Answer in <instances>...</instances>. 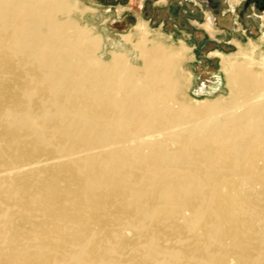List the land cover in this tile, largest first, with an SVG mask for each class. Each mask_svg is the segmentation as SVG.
I'll list each match as a JSON object with an SVG mask.
<instances>
[{"label":"bare ground","instance_id":"bare-ground-1","mask_svg":"<svg viewBox=\"0 0 264 264\" xmlns=\"http://www.w3.org/2000/svg\"><path fill=\"white\" fill-rule=\"evenodd\" d=\"M73 4L0 0V264H264V55L191 105L177 52L104 62Z\"/></svg>","mask_w":264,"mask_h":264},{"label":"rangeland","instance_id":"rangeland-1","mask_svg":"<svg viewBox=\"0 0 264 264\" xmlns=\"http://www.w3.org/2000/svg\"><path fill=\"white\" fill-rule=\"evenodd\" d=\"M150 1L72 0L75 12L70 17L77 19L98 39L101 49L97 56L100 59L109 62V51L123 52L134 66L141 65L136 48L142 40L139 30L142 26L149 33L150 41L180 55L178 67L186 83L182 100L191 105L228 98L225 60L259 61L264 55V0H247L254 8L244 21L236 19L235 15L214 19L211 13H207V19H197L194 0H185L182 6L170 4L173 0H160L156 5L158 18L153 16L151 20L148 13ZM202 1L206 12V4L212 0ZM162 15L164 17H159ZM128 36L130 42L123 39ZM241 54L243 57L239 56ZM5 101L10 103L8 98Z\"/></svg>","mask_w":264,"mask_h":264},{"label":"crops","instance_id":"crops-1","mask_svg":"<svg viewBox=\"0 0 264 264\" xmlns=\"http://www.w3.org/2000/svg\"><path fill=\"white\" fill-rule=\"evenodd\" d=\"M159 1L160 0H151L148 3L149 5L148 13H149L151 20L153 19V16L154 18H158L159 11L157 10L159 8L156 7V5L159 3ZM184 1L185 0H173V2H171L170 4H176L178 6H182ZM192 3L195 7L194 9H196L197 19L199 18L201 19V17L204 19H207L209 16L208 14L211 13L215 16L214 19H218L221 16H226V15H230V16L235 15L236 19L239 18L244 21V18L248 17L251 10L254 8L252 7L253 4L247 0H218L217 2L212 0L208 4H206L208 9L205 12V2L204 1L194 0L192 1ZM191 12H193V10ZM159 17H164V16L162 15ZM202 31L207 33L203 28H202Z\"/></svg>","mask_w":264,"mask_h":264}]
</instances>
